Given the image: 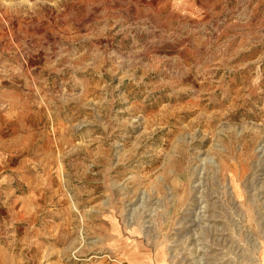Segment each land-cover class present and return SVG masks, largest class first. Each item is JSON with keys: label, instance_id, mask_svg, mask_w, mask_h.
I'll return each instance as SVG.
<instances>
[{"label": "rangeland", "instance_id": "374dc122", "mask_svg": "<svg viewBox=\"0 0 264 264\" xmlns=\"http://www.w3.org/2000/svg\"><path fill=\"white\" fill-rule=\"evenodd\" d=\"M0 264H264V0H0Z\"/></svg>", "mask_w": 264, "mask_h": 264}]
</instances>
